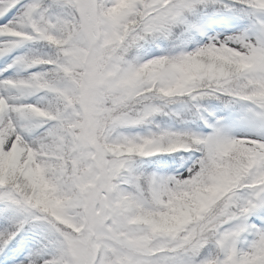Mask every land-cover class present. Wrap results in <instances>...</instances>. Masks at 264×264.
<instances>
[{"label":"snow or ice","instance_id":"6c2138e0","mask_svg":"<svg viewBox=\"0 0 264 264\" xmlns=\"http://www.w3.org/2000/svg\"><path fill=\"white\" fill-rule=\"evenodd\" d=\"M0 264H264V0H0Z\"/></svg>","mask_w":264,"mask_h":264}]
</instances>
